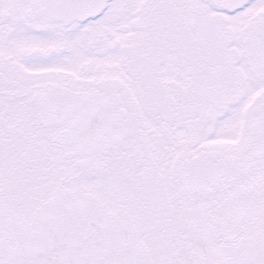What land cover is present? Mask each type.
Wrapping results in <instances>:
<instances>
[{"label": "snow or ice", "instance_id": "6c2138e0", "mask_svg": "<svg viewBox=\"0 0 264 264\" xmlns=\"http://www.w3.org/2000/svg\"><path fill=\"white\" fill-rule=\"evenodd\" d=\"M0 264H264V0H0Z\"/></svg>", "mask_w": 264, "mask_h": 264}]
</instances>
